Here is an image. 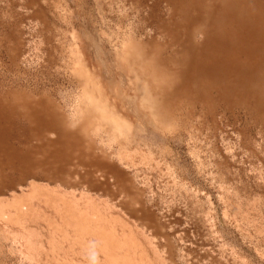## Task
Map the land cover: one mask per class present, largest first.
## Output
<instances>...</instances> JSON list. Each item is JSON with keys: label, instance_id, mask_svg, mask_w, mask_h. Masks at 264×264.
Returning <instances> with one entry per match:
<instances>
[{"label": "rangeland", "instance_id": "1", "mask_svg": "<svg viewBox=\"0 0 264 264\" xmlns=\"http://www.w3.org/2000/svg\"><path fill=\"white\" fill-rule=\"evenodd\" d=\"M170 9L0 0V264H264V116L151 117L127 73L179 49Z\"/></svg>", "mask_w": 264, "mask_h": 264}, {"label": "bare ground", "instance_id": "2", "mask_svg": "<svg viewBox=\"0 0 264 264\" xmlns=\"http://www.w3.org/2000/svg\"><path fill=\"white\" fill-rule=\"evenodd\" d=\"M161 1L171 8L172 22L160 30L170 45L179 49L170 58H158L153 63L148 54L137 56L143 67L138 73L126 66L130 70L126 72L134 76L131 82L137 81L139 90L135 93L140 108L159 118L173 103H181L179 98L182 104L197 103L208 110L223 101L227 106L246 107L253 116L263 117L264 0ZM193 35L200 36V44ZM123 62L124 66L128 63ZM151 73L162 78L155 80ZM102 109L104 120L131 129L127 121L121 119L119 123L116 114Z\"/></svg>", "mask_w": 264, "mask_h": 264}, {"label": "clouds", "instance_id": "3", "mask_svg": "<svg viewBox=\"0 0 264 264\" xmlns=\"http://www.w3.org/2000/svg\"><path fill=\"white\" fill-rule=\"evenodd\" d=\"M92 264H95V261H93Z\"/></svg>", "mask_w": 264, "mask_h": 264}]
</instances>
